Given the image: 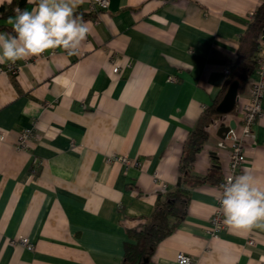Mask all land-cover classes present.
<instances>
[{"label": "crops", "instance_id": "0c3cea01", "mask_svg": "<svg viewBox=\"0 0 264 264\" xmlns=\"http://www.w3.org/2000/svg\"><path fill=\"white\" fill-rule=\"evenodd\" d=\"M91 1L74 9L90 29L78 54L57 49L17 61L16 74L0 72V264H122L127 234L181 180L187 135L224 96V66L264 0H109L98 16ZM33 7L0 0V32H12L17 8ZM247 96L246 84L234 110L210 122L191 172L215 182L184 183L186 216L147 264H179L178 252L193 264H264V230L208 231L228 171L217 133L229 121L239 130ZM25 128L35 137L16 149ZM254 133L238 175L250 170L264 185V114Z\"/></svg>", "mask_w": 264, "mask_h": 264}, {"label": "clouds", "instance_id": "9594fccd", "mask_svg": "<svg viewBox=\"0 0 264 264\" xmlns=\"http://www.w3.org/2000/svg\"><path fill=\"white\" fill-rule=\"evenodd\" d=\"M33 3V0H28ZM79 0H35V7L15 10L8 24L12 32H0V64L16 63L60 49L78 54L90 29L74 9ZM217 196L222 223L230 232L264 230V185L250 170L230 176Z\"/></svg>", "mask_w": 264, "mask_h": 264}, {"label": "trees", "instance_id": "16d2710c", "mask_svg": "<svg viewBox=\"0 0 264 264\" xmlns=\"http://www.w3.org/2000/svg\"><path fill=\"white\" fill-rule=\"evenodd\" d=\"M23 0H18L22 5ZM3 9V8H0ZM244 33L239 36L237 56L231 64V71L227 75L224 84L225 89L232 81H238V94L241 93L249 82L257 67L256 53L258 50V35L264 33V1L253 11ZM219 99L207 107L199 117L196 125L183 145V152L179 163L181 180L173 189L162 192L157 196L153 213L150 219L139 227L131 230L128 241L124 244V256L122 264H144V258L151 256L157 245L163 238L170 234L183 221L186 216V206L189 201V190L184 183L215 182L211 173L206 176L192 174V165L196 154L201 150L208 139V126L210 122L220 116L215 108ZM234 109H232L233 111ZM231 111V112H232Z\"/></svg>", "mask_w": 264, "mask_h": 264}, {"label": "built area", "instance_id": "2783aa9c", "mask_svg": "<svg viewBox=\"0 0 264 264\" xmlns=\"http://www.w3.org/2000/svg\"><path fill=\"white\" fill-rule=\"evenodd\" d=\"M109 5V0H92L89 8V13L95 16H98L101 10L106 9ZM254 12L250 14L253 15ZM258 50L256 53L257 59V67L252 76L249 78L248 85V96L247 100L243 103L241 109V122L239 130L234 128H229L227 133H225V137L223 141H227L228 146V171L225 174L223 180L221 181L220 186L226 181V179L230 176L238 175L239 169L243 166L246 161L245 152H244V143L246 140L254 141L256 138L255 126L257 120L261 118L264 111H262L261 101L264 98V33H260L258 35ZM20 66L16 63H7L3 64L0 67V72L16 74L19 71ZM118 66L114 65L113 71L117 72ZM223 73L228 75L231 71V66H224ZM35 133L33 128H25L21 129L18 134L17 140L14 142V146L16 149H26L29 147L30 142L34 139ZM4 134L0 132V140H4ZM121 162L127 163L128 160L125 156L118 158ZM117 159V160H118ZM34 164H39L40 162L34 158ZM219 186V191H221V187ZM214 212L209 218V232L212 236H215L219 229H221L224 225L222 223V213L219 209V204L217 201V205L214 206ZM19 242L24 245L27 249L31 250L33 248V244L29 243L25 236H21ZM253 243V240L249 241ZM176 260L179 264H193V259L190 256H187L183 252H178L176 254Z\"/></svg>", "mask_w": 264, "mask_h": 264}, {"label": "water", "instance_id": "95a60500", "mask_svg": "<svg viewBox=\"0 0 264 264\" xmlns=\"http://www.w3.org/2000/svg\"><path fill=\"white\" fill-rule=\"evenodd\" d=\"M238 81L234 80L230 84H228V87L226 89V92L224 93V96L221 97L222 99L219 101L217 104L215 110L218 112L220 115L226 114L232 111L234 109L236 102L238 101ZM235 124L232 121H229L228 125H225L224 123H221L218 133L222 139L225 137V133L229 130V128H234ZM180 180V178H179ZM149 258H144L143 263L147 264Z\"/></svg>", "mask_w": 264, "mask_h": 264}]
</instances>
